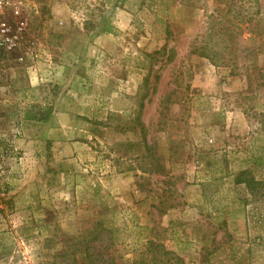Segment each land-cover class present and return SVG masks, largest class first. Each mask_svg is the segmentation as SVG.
<instances>
[{
    "label": "rangeland",
    "instance_id": "374dc122",
    "mask_svg": "<svg viewBox=\"0 0 264 264\" xmlns=\"http://www.w3.org/2000/svg\"><path fill=\"white\" fill-rule=\"evenodd\" d=\"M25 1L0 264H264V0Z\"/></svg>",
    "mask_w": 264,
    "mask_h": 264
},
{
    "label": "built area",
    "instance_id": "2783aa9c",
    "mask_svg": "<svg viewBox=\"0 0 264 264\" xmlns=\"http://www.w3.org/2000/svg\"><path fill=\"white\" fill-rule=\"evenodd\" d=\"M26 6L25 0H0V51L8 52L16 48L7 20L22 16Z\"/></svg>",
    "mask_w": 264,
    "mask_h": 264
},
{
    "label": "trees",
    "instance_id": "16d2710c",
    "mask_svg": "<svg viewBox=\"0 0 264 264\" xmlns=\"http://www.w3.org/2000/svg\"><path fill=\"white\" fill-rule=\"evenodd\" d=\"M0 53H5L3 51H0ZM28 113V112H27ZM54 108L53 106H43V105H35L32 108V112L30 111L28 116L26 118L31 121H37V122H48L50 118L53 116ZM248 172H241L236 177V184H246V187L248 188L249 192L252 194V196L255 197H264V183L256 181L254 177L248 178ZM0 212L1 209H0ZM96 238V237H95ZM94 240H91L88 242L87 250L89 251V247L91 244H93ZM251 251V250H250ZM249 251V252H250Z\"/></svg>",
    "mask_w": 264,
    "mask_h": 264
},
{
    "label": "crops",
    "instance_id": "0c3cea01",
    "mask_svg": "<svg viewBox=\"0 0 264 264\" xmlns=\"http://www.w3.org/2000/svg\"><path fill=\"white\" fill-rule=\"evenodd\" d=\"M54 113H55V112H54ZM54 113H53V115H54ZM52 117H53V116H52ZM52 117H51V118H52ZM51 118H50V121H49V122H51V120H52ZM66 148L72 150V149H73V146L70 144V145L66 146Z\"/></svg>",
    "mask_w": 264,
    "mask_h": 264
}]
</instances>
